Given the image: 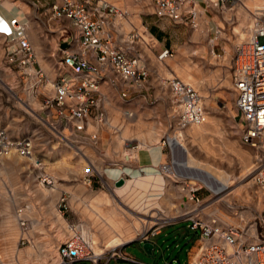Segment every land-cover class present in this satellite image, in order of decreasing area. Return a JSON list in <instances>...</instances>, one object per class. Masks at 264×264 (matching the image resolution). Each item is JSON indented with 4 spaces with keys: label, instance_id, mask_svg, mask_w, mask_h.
I'll return each mask as SVG.
<instances>
[{
    "label": "rangeland",
    "instance_id": "374dc122",
    "mask_svg": "<svg viewBox=\"0 0 264 264\" xmlns=\"http://www.w3.org/2000/svg\"><path fill=\"white\" fill-rule=\"evenodd\" d=\"M110 1L128 10L127 19L121 20L124 30L131 28V24H140V18L152 10L150 0ZM246 1L248 0H233L226 3L225 8H221V17L227 23L223 25L219 22L222 25V32L217 39L222 44L226 42L227 48L241 40L238 39L237 28L244 29L250 22V10L252 9L246 5ZM0 2H6L9 5L16 3L20 6L25 3L23 6L27 9L28 34L36 52L37 60L43 70L50 77H53L57 72L54 62L57 60L60 51L56 48L54 38L49 35L46 36L44 33L43 17L39 14L43 6L39 2L43 3L45 0H0ZM261 2L262 0H259V3ZM227 15L231 17L230 20H228ZM206 45L207 47H204L202 51L197 50L196 53L191 52L190 49L187 52L189 63L175 73L184 81L188 79L187 82L191 84L195 82V85H192L202 95L206 111L216 113L218 116V124L212 126L213 130H205V133H202V141L198 139L200 136L188 134L186 127L191 125L181 128L183 130L181 132L184 133L181 138L183 137L185 142L190 144L196 159L201 161L215 159L220 168L223 169L222 173L225 174L226 172L225 180H223L226 181L225 184L217 188L215 192L210 191L203 185L196 191V194L202 197V206H204L202 216L210 213L217 214L216 216L221 222L235 225L249 224L259 230L258 216L264 207V189L260 199L255 202H248L232 195L231 190L239 184V181L234 180L232 182L231 175L227 173L225 168L230 170L229 165L231 164L233 173L237 174L239 158L234 154L232 148L240 145L239 147L246 151H258V161L261 162V159L263 161V164L259 167H263L262 173L264 174V132L256 145H249L240 141V130L237 125L239 120L236 117V109L233 105L234 94L231 87L232 60L230 59V63L224 60H215L208 50L210 43L206 42ZM2 46L3 39L0 36V126L5 127L12 137L32 132L35 136L32 158L35 157L40 160L41 167L34 165L32 158L20 157L17 154H11L6 164V158L9 156L1 159L0 264H53L58 259L56 254L57 245L71 233L70 226L72 227L74 224H82L83 229L91 234L94 239V246L103 248L106 235L103 232L104 230L101 229L103 222L100 215L105 216L118 233L123 232L125 228L131 232L138 228L139 232L137 231L135 236L129 239L131 242L127 240L115 246V250L122 249L123 245L128 242L123 248L126 254L144 263L157 259V253L146 254L142 244L136 240L140 239L144 233H149L155 226L156 223H153L154 218L152 215L157 213V209L159 211L163 210L162 212L165 214H177L175 210L179 209V202L183 197V192L180 191L178 185L170 176L162 174L164 184L160 197L164 199L159 204L157 201L153 202L149 199L148 205L142 207L141 200L138 202H135L136 200L125 201L123 196H126V194L122 196L119 193L123 185L118 186L114 182L119 177H122L124 181L125 179H132V173L137 169V155L143 148L138 147L130 151L125 149L122 146L119 137L120 131L118 130L109 131L110 133L107 131H102L105 133L100 132L99 139L95 144H91L85 138L69 135L66 131L62 133L66 134L65 137L60 136L58 131L53 130L47 123L37 117V114H42L37 100H31L27 95L21 73L16 69L6 68ZM201 52L204 53L203 57L200 56ZM154 53L156 56L157 52ZM149 55L152 60L156 58L151 53ZM223 61L225 66L219 63ZM150 64L153 63L150 62ZM150 64V75L152 74L153 82L157 87L158 85L164 87L165 84L161 80L170 74H167V72L156 74ZM153 65L158 67L157 64ZM212 65L218 67L217 69L220 72L219 74H210V77H212L211 84L204 85L206 78L203 77L207 76L202 73L201 69L203 66L211 67ZM196 82L201 86L198 87ZM26 103L31 109L27 107ZM108 107L107 105L108 114L110 112L112 121L116 122L118 111L108 109ZM173 115H175V110L174 105L171 103L170 111L167 114L162 117H153L152 120L147 121L146 125H142L146 129L144 136H141L140 132L132 130L130 125H126L125 131L120 134L121 136H137L139 139L134 140V143L141 141L152 147L158 146V138L164 132L171 130L169 123L173 124ZM56 128L58 127L56 126ZM105 141H108V143H104ZM203 146H207L209 150ZM165 150H168V148L164 146L162 151L165 152ZM206 150L212 154L205 153ZM125 152L126 155H124ZM213 155L217 158H214ZM16 156L18 158H15ZM62 157L70 164L64 170L55 166V162ZM89 161H93L97 168L102 169V172H98V169ZM166 161L165 159L161 160V162ZM83 165H86V169H81ZM259 167L255 170V173L260 170ZM117 169L118 172L114 174L113 172H116ZM112 170L113 172H111ZM41 173L56 180V187L40 182ZM136 173L141 175L144 171L137 170L134 174ZM205 173L208 175L207 172ZM192 177L196 179L194 176ZM254 180L255 185H264V182ZM196 184L200 185L201 183L196 180ZM111 187L118 191V196L112 193ZM54 189L57 191L55 190V192ZM62 192L65 194V208L61 206L59 210L58 200ZM19 206L25 207L23 211L25 227L23 228L16 218V210ZM185 217L186 214H180L175 218L185 220ZM161 245L167 255L178 250L172 244L169 249L165 247V243L161 242ZM185 247L186 245H182V251L179 253L181 262L184 261ZM110 250H112L110 247L103 250L104 254L97 260L98 264L103 263L107 258L114 257L109 256ZM89 263L93 264L89 260L80 261L78 264ZM121 264L137 263L127 260L122 261Z\"/></svg>",
    "mask_w": 264,
    "mask_h": 264
},
{
    "label": "built area",
    "instance_id": "2783aa9c",
    "mask_svg": "<svg viewBox=\"0 0 264 264\" xmlns=\"http://www.w3.org/2000/svg\"><path fill=\"white\" fill-rule=\"evenodd\" d=\"M150 1L155 16L197 27L201 13L197 0ZM204 1L221 10L233 0ZM39 3L43 6L39 14L43 17L44 33L54 38L60 51L54 62L56 74L50 77L38 62L27 21L0 15V23L8 29L0 31L5 66L21 73L27 95L37 100L42 112L37 114L40 120L62 137L66 131L95 144L100 132L118 129V123L112 121L107 111L112 96L129 101L133 96L145 98L149 94L150 71L145 52L153 50L155 40L146 28L133 26L124 30L121 20L127 19L128 10L110 0H45ZM62 40H68V44L61 46ZM170 55L169 49L162 48L156 57L161 60ZM232 68L231 87L233 105L239 115V138L245 144L256 145L264 132V0L250 10L247 37L234 44ZM162 83L172 97L175 115L173 124L169 123L171 130L164 132L157 142L170 150L171 146L182 145L174 133L186 125L205 122L207 115L202 95L190 83L176 75L164 77ZM122 114L126 119L132 118L134 111L124 107ZM178 135L181 137L179 132ZM34 138L32 132L12 137L0 126V162L11 154L32 158ZM133 141L129 138L124 142L128 151L139 147V143ZM33 160L34 165L41 167L40 160L35 157ZM171 163L170 158L169 162H161L158 169L170 176L183 192L179 209L175 210V215L157 209L152 215L155 226L141 238L147 239L163 225L177 220L176 216L186 214L184 219L188 226L197 232L186 264H264V207L258 216L259 230L249 224L221 222L212 213L202 216V197L196 194L201 185L171 176L168 172ZM255 179L264 182V174L256 172ZM40 182L56 187L55 180L42 173ZM64 195L62 192L59 196V210L61 206L65 208ZM24 210V206L16 210L22 228L25 227ZM70 232L57 245L58 259L53 264H76L79 260L98 264L104 251L94 253L91 235L80 224L70 226ZM116 255L124 257L113 247L109 256Z\"/></svg>",
    "mask_w": 264,
    "mask_h": 264
},
{
    "label": "crops",
    "instance_id": "0c3cea01",
    "mask_svg": "<svg viewBox=\"0 0 264 264\" xmlns=\"http://www.w3.org/2000/svg\"><path fill=\"white\" fill-rule=\"evenodd\" d=\"M197 1L200 6L201 13L199 15L198 25L195 28H191L190 26L184 24L173 23L167 18H159L155 16V14L153 13V8L151 11L148 12V14L140 18V24L137 25L131 24V27L135 26L138 28H144V29L146 28L147 31H149L152 34L154 40L156 39L155 40L156 47H154L152 51L145 52L146 63L148 65L149 71H150L149 64L150 62L154 61V63H159L158 67L154 66L153 64L152 65L150 64L153 67V71L156 74L169 72L170 75H176L175 74L176 72H179L184 67V65L189 63L187 52L190 49L191 52L193 51L194 53H196L197 50L202 51L204 47H207L206 42L208 44L210 43V48L208 50L210 55H212L213 58H215V60L216 59L218 61L224 60L225 62L230 63V59L232 60L233 57V47L235 43H233L230 48H227L225 45L226 42L222 44V42L217 39L222 32V25H220L219 22H221L224 25L225 23H227V21L223 20V18L221 17L220 14L221 10L215 9L213 6H210L204 0H197ZM23 5H25V3H23ZM23 5L20 6L16 3H14L13 5L12 4L9 5L6 2H2V3L0 2V15L5 18L9 16H16L21 20L28 21L27 9H25ZM227 18L228 20H230L231 17L227 16ZM215 30H217L218 32L215 33ZM162 48L169 49L171 51V56L169 57L167 56L164 60L160 61L154 55L155 54L154 52H158ZM150 53L153 54L154 57H156L154 60H152L149 57ZM203 54L204 53L201 52L200 56L203 57ZM223 62H219V63L225 66V62L224 63ZM217 68L218 67H214V65H212L211 67H205V66L202 67L201 69L202 73L207 76V77H203L206 78V83L204 84L202 82L204 85L211 84L212 77H210V74L212 75L219 74L220 70H218ZM151 75L149 78V82H148L149 86L147 90L149 94L145 98H135V96L132 95L133 97L130 98L129 101H126L115 95L111 97L110 99L111 101L109 102L108 109L111 108L114 111L115 109L116 111H118L116 116L117 117L116 122L118 123L117 130L120 131V133L121 132L123 133L125 131L126 125H130L132 130L134 131L136 130L137 132H140L141 136H144L145 133L144 131L146 129L143 128L142 126L139 129L138 125L140 124L146 125L147 121L152 120L153 117H159V116L162 117L164 114H167V112L170 111L171 103L173 104V102L168 88L166 86H164L165 87L164 88L163 85H160V87L158 85L157 87L155 82H153ZM196 85L198 87L201 86L198 82H196ZM196 90L198 91V89ZM124 107L133 109L134 116L132 118L126 119L123 117L122 109ZM210 114L212 117L218 120V116L216 115V113L211 112ZM236 117L239 120V115L237 111H236ZM237 125L240 128L239 121ZM138 129L140 131H138ZM188 134L191 133L188 132ZM119 137L121 138L122 146L124 148H125L124 142L127 139L129 138L132 140L139 139L137 138V136L119 135ZM104 143L107 144L108 141H105ZM180 143L182 144L181 146L180 145L171 146V149L169 151L165 150L164 152L162 151L163 147L160 144L158 146L152 147L141 141L139 142V148L142 147L143 149L141 148L142 150L140 151L138 150L139 153L136 159L137 169H135V172H137V170L138 171L143 170L144 173L140 175L139 173L134 174L135 173L134 172L132 173L133 174L132 179H125V182L122 184L124 187L120 185L123 188L120 190L119 193L120 195L122 194V196L126 194V196H123L125 201L129 202L131 200H136L135 202H138L139 200H141L142 207H144L145 205H148L147 202L149 201V199L153 200V202L157 201L158 204L162 199H164L163 197H160V194H162L161 192L163 191L162 189L164 184L163 181L164 178L162 177V173L159 171L157 167L161 163L162 159L169 161L171 158L172 163L169 166H171L175 172L185 177L194 176L196 178L195 180L201 183L200 184L201 186L203 185L207 187L210 191L212 190L213 192H215L217 188L225 184L226 181L212 178L211 176L207 175L204 172V170L202 169V161L195 158L194 152L192 151V147L190 146V144L185 142V139L180 140ZM124 155H126V152L124 153ZM194 160H198V161H194ZM111 172H113V170ZM117 172L118 169L116 172L113 173L116 174ZM202 180L204 182H202ZM151 192L153 194H150ZM196 238H197V232L194 231L193 229H190L187 220L173 221L171 223L162 226L156 234L149 235L147 239L140 238L136 240L141 244H143V242L145 241H149L152 244V247L150 248V252L145 251L144 248L143 250L148 255L157 253L158 254L157 259H153L148 263H144L126 254L123 251V248L128 242H131V240H129L123 245L122 249H119L120 252L124 255V257L114 256L115 258L114 257L107 258L101 264H109V263L121 264L122 261H127V260L137 264H186L188 257L190 255L191 248L194 245ZM161 242L165 243V247L167 249H169L172 244V246H174L178 250L176 252L175 251L170 252L167 255L165 254L162 248ZM182 245H186V247L184 248L185 249L184 261L181 262L179 259V253L182 251ZM80 261H86V260H79L76 262V264H78Z\"/></svg>",
    "mask_w": 264,
    "mask_h": 264
},
{
    "label": "bare ground",
    "instance_id": "6f19581e",
    "mask_svg": "<svg viewBox=\"0 0 264 264\" xmlns=\"http://www.w3.org/2000/svg\"><path fill=\"white\" fill-rule=\"evenodd\" d=\"M241 1V0H240ZM246 5L253 9L255 6L259 5V0H248L245 2ZM259 3V4H258ZM225 8V7H224ZM201 10V9H200ZM246 12V11H245ZM248 12V11H247ZM246 12V13H247ZM228 16V15H227ZM249 16V15H248ZM233 18V17H232ZM246 19V18H245ZM243 22V21H242ZM28 23V22H27ZM246 23V22H245ZM131 24V23H130ZM248 25H246V27L244 29L242 28H237V34H238V39H244L247 37L248 35ZM126 27V26H125ZM124 28V27H123ZM209 30V29H208ZM156 40V39H155ZM55 50V49H54ZM150 56V55H149ZM150 59V58H149ZM153 64H159V63H154V61L152 62ZM160 67V66H159ZM162 69V68H161ZM163 70V69H162ZM168 71V70H167ZM159 73V72H158ZM169 72H167L168 74ZM160 74V73H159ZM164 74V73H163ZM189 74V73H188ZM187 75V74H186ZM190 76V75H189ZM188 80V79H187ZM186 80V81H187ZM189 81V80H188ZM226 81V80H225ZM195 85V82L192 83ZM200 89V88H199ZM202 91V90H201ZM205 93V92H204ZM111 101V100H110ZM113 110V109H112ZM116 111V109H115ZM206 114H207V117L208 119L201 123V124H198V125H191L189 127H187V130L188 132H190L192 135H198L200 137H198L199 140L202 141V133L204 132L205 133V130H211L212 129V126H216V124H218V120L215 119L214 117L211 116L210 113H208L206 111ZM9 116V115H8ZM12 119V118H11ZM10 121V120H9ZM220 122V121H219ZM14 123V122H13ZM138 125V124H137ZM144 124H140L138 125L139 126V129H140V126H142ZM223 126V125H222ZM138 129V131H140ZM34 130V129H33ZM54 130V129H53ZM213 130V129H212ZM226 130V129H225ZM35 131V130H34ZM181 131H183L182 129L180 131H178L180 133V135L183 136L184 133H182ZM178 132L174 133L175 135V138L177 140H182L183 137L181 138L179 135H178ZM220 133V132H219ZM122 134V133H121ZM121 134H119L121 136ZM215 134V133H214ZM66 135V134H65ZM61 136V135H60ZM218 136V135H217ZM195 138V137H194ZM207 138V137H206ZM212 138V137H211ZM121 139V138H120ZM205 140V139H204ZM193 141V140H192ZM208 141V140H207ZM212 141V140H211ZM206 142V141H205ZM204 142V143H205ZM217 142V141H216ZM80 146V145H79ZM240 146V145H239ZM239 146L237 147H234L232 148V151L234 152V154L239 158V168H238V171H237V174H234L233 173V170L231 169V164L229 165L230 166V170L225 168L227 170V173H229L231 175V181L233 182L234 180H237L239 181V184L237 186H235L232 190H231V193L232 195L234 196H237L238 198H241V199H244L246 201H250V202H255V201H258V199H260V196H261V193L264 189V185H255V170L258 169L259 166H261L263 163L262 159H261V162H259L258 160V151H254V152H250V151H246L242 148H240ZM204 148H207V146H203ZM202 147V148H203ZM244 148V147H243ZM81 149V148H80ZM208 149V148H207ZM217 149V148H216ZM246 149V148H245ZM209 150V149H208ZM214 152V151H213ZM205 153H210L209 151H205ZM212 154V153H210ZM214 158H217L215 157V155H213ZM262 156V155H261ZM80 157V156H79ZM82 157V156H81ZM10 158L7 157L6 158V162L5 164L7 163V160ZM15 158H18V156H16ZM228 158V157H227ZM33 159V158H32ZM34 161V160H33ZM223 161V160H222ZM3 162V161H2ZM80 162V161H79ZM55 166L56 167H59V168H62V170H64L65 168H68L70 166V164L68 163V161L66 159H64L63 157L60 158V160L58 159L56 162H55ZM90 164L94 165L96 168L97 166L93 163V161H89ZM52 165V163H51ZM79 166V165H78ZM76 167V166H75ZM79 168V167H78ZM81 168V167H80ZM104 168V167H103ZM263 168V167H262ZM262 168L259 167V171L258 172H262ZM81 169H86V165H83ZM98 169V172H102V169L101 168H97ZM202 169L208 173V175L210 174V176H212L213 178L215 179H219V180H225V174L222 173V168H220V165L215 161V159H211V160H206V161H202ZM169 174L171 176H174V177H178V178H187L189 180V182L191 183H195L196 184V180L192 177H185V176H181L180 174H178L177 172H175L171 166H169ZM59 172V171H58ZM255 173V174H254ZM57 174V173H56ZM62 174V173H61ZM228 175V174H227ZM207 177V176H206ZM208 178V177H207ZM206 179V178H205ZM209 179V178H208ZM212 180V179H211ZM56 181V180H55ZM125 182V181H124ZM123 182V183H124ZM202 182H204L202 180ZM208 182V181H207ZM122 183V184H123ZM206 183V182H205ZM58 184V183H57ZM60 184V183H59ZM120 184V185H122ZM207 184V183H206ZM118 185V186H120ZM41 186V185H40ZM124 187V186H123ZM112 189V193L117 195L118 196V191L114 190L113 187H111ZM65 189V188H64ZM212 189V188H211ZM56 189H54L55 191ZM57 191V190H56ZM55 191V192H56ZM70 191V190H69ZM54 192V194H56ZM58 198V197H57ZM122 204V203H121ZM20 207V206H19ZM57 207V206H56ZM27 208V207H26ZM30 210V208H29ZM28 210V211H29ZM31 212V211H30ZM57 212V211H56ZM131 213V212H130ZM168 214V213H167ZM242 214V213H241ZM169 215V214H168ZM217 215V214H216ZM226 216V215H225ZM219 217V215H218ZM100 218L102 219V230H104V234L106 235L105 237V240H104V244H103V248H99L98 246H94L93 244V250H94V253L95 254H100L103 252V250L105 248H113L115 246H118L120 244H122L123 242L131 239L132 237L135 236V234L137 233V229H135L134 232H131L129 230H127L126 228L123 230V232L121 233H118L116 232V230L111 226V224L107 221V218L103 215H100ZM138 218V217H137ZM231 219V218H230ZM146 220V219H145ZM154 220V219H153ZM140 222V221H139ZM82 225V224H81ZM144 225V223H143ZM150 225V224H149ZM137 226V225H136ZM136 228V227H135ZM146 229V228H145ZM85 230V229H84ZM23 231V230H22ZM139 232V231H138ZM94 233V232H93ZM140 234V233H139ZM91 235V234H90ZM95 235V233H94ZM92 237V236H91ZM137 237V236H136ZM19 239V238H18ZM93 239V238H92ZM94 240V239H93ZM97 240V239H96ZM98 244V243H97ZM101 247V246H100ZM1 255V254H0ZM2 261V260H1ZM3 263V262H2Z\"/></svg>",
    "mask_w": 264,
    "mask_h": 264
},
{
    "label": "water",
    "instance_id": "95a60500",
    "mask_svg": "<svg viewBox=\"0 0 264 264\" xmlns=\"http://www.w3.org/2000/svg\"><path fill=\"white\" fill-rule=\"evenodd\" d=\"M68 44V40H62L61 41V46H66ZM124 182V179L122 177H119L115 180V185H120ZM142 247L144 248L145 251L150 252V248L152 247V244L149 241H145L142 244Z\"/></svg>",
    "mask_w": 264,
    "mask_h": 264
},
{
    "label": "snow or ice",
    "instance_id": "6c2138e0",
    "mask_svg": "<svg viewBox=\"0 0 264 264\" xmlns=\"http://www.w3.org/2000/svg\"><path fill=\"white\" fill-rule=\"evenodd\" d=\"M0 31H8L6 26H3L2 23H0Z\"/></svg>",
    "mask_w": 264,
    "mask_h": 264
}]
</instances>
